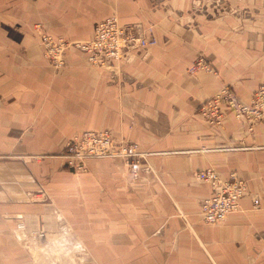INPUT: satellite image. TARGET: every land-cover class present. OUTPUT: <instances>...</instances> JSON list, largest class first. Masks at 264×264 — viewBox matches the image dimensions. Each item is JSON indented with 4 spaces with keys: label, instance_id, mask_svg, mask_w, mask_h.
<instances>
[{
    "label": "crops",
    "instance_id": "obj_1",
    "mask_svg": "<svg viewBox=\"0 0 264 264\" xmlns=\"http://www.w3.org/2000/svg\"><path fill=\"white\" fill-rule=\"evenodd\" d=\"M113 16L156 44L105 69L75 49L58 71L44 60L36 25L84 42ZM198 57L214 76L189 75ZM263 85L264 0H0V264H264V119L199 114L223 86L249 102ZM85 131L137 144L138 178L121 159L68 169ZM210 166L247 190L218 226L194 178Z\"/></svg>",
    "mask_w": 264,
    "mask_h": 264
},
{
    "label": "built area",
    "instance_id": "obj_2",
    "mask_svg": "<svg viewBox=\"0 0 264 264\" xmlns=\"http://www.w3.org/2000/svg\"><path fill=\"white\" fill-rule=\"evenodd\" d=\"M35 31L39 35L44 60L57 71L65 66L67 54L72 49L84 53L89 66L105 69L131 51L156 44L155 39L147 40L138 36L133 27L121 25L115 16L98 23L93 37L84 42L72 43L54 38L44 33L40 25L35 26ZM188 73L215 74L209 62L202 57L193 61ZM199 114L212 126H221L225 117L231 115L252 129L264 119V85L254 92L249 102H243L231 88L223 86L200 107ZM62 156L66 167L75 172H85L91 160L121 159L135 180L143 169L147 154L141 152L135 143L115 140L108 131H85L67 142ZM194 178L210 187V195L202 201L200 207L201 218L206 225H222L230 215L244 211L246 183L236 175L231 174L228 179H223L210 166L205 171L195 173ZM253 204L257 206L258 201H253ZM23 229L21 224L17 226L18 231ZM30 236L36 243L46 239L42 232H34Z\"/></svg>",
    "mask_w": 264,
    "mask_h": 264
}]
</instances>
